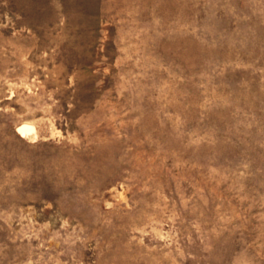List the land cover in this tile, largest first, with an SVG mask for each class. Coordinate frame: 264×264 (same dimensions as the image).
Instances as JSON below:
<instances>
[{
  "label": "rangeland",
  "instance_id": "1",
  "mask_svg": "<svg viewBox=\"0 0 264 264\" xmlns=\"http://www.w3.org/2000/svg\"><path fill=\"white\" fill-rule=\"evenodd\" d=\"M0 264H264V0H0Z\"/></svg>",
  "mask_w": 264,
  "mask_h": 264
},
{
  "label": "bare ground",
  "instance_id": "2",
  "mask_svg": "<svg viewBox=\"0 0 264 264\" xmlns=\"http://www.w3.org/2000/svg\"><path fill=\"white\" fill-rule=\"evenodd\" d=\"M30 129H32V128H30L28 126H22V127H20L19 131H20L21 134H24L26 131H28Z\"/></svg>",
  "mask_w": 264,
  "mask_h": 264
}]
</instances>
